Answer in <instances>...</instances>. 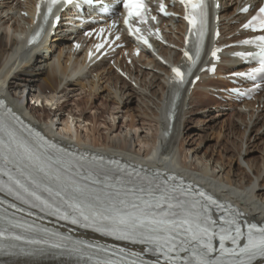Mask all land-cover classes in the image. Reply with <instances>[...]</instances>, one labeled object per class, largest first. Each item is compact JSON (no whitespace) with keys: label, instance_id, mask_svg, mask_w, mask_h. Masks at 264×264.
Returning <instances> with one entry per match:
<instances>
[{"label":"bare ground","instance_id":"obj_1","mask_svg":"<svg viewBox=\"0 0 264 264\" xmlns=\"http://www.w3.org/2000/svg\"><path fill=\"white\" fill-rule=\"evenodd\" d=\"M241 1H220L219 17L222 34L220 42L223 44L239 38L236 35L239 26L237 21H242L247 17V15L242 16L237 13ZM29 5V0H0V93L18 114L39 129L43 128L49 135L65 145L73 144L82 151L90 150L120 156L122 159L134 160L144 165L172 170L174 173L184 175L190 180L199 181L217 196L233 201L241 208L247 219L257 222L264 221V204L256 200L257 194H255L264 173V159L259 163L250 158L244 159L247 162L246 164L253 167L255 171V182L253 183L250 178L249 180L245 178L247 176L243 171H240L243 180L244 178L248 180L246 183L240 181L241 178L237 180L236 176L229 171L221 173L217 171L215 166L209 165L211 158L206 160L209 162L206 163L205 159L195 153L196 151L192 152L189 148L185 149L183 142L176 143L179 135L184 130V122H181L184 115L186 113L193 114L192 111L195 108H197L195 111L204 110L208 106L206 101L210 90L213 91L214 88H219V84H223L225 80L218 79L217 76L202 75L201 80L195 84L192 91L187 88L183 90L174 107L176 115L171 132L166 134L168 122L166 118L162 117V113L167 110L171 99V87L167 78L169 72L166 65L146 52H141L138 57H132L130 65H126L124 60L120 61L119 65L127 72L130 80L139 85L134 87L118 75L106 61L95 63L92 66L86 64L83 53L73 51L71 44L68 43L74 33L66 32L69 29L65 27L64 23H60L56 28L54 32L56 34L53 36L55 38L45 37L39 44L28 47L23 40V32L30 26L31 19L20 13L22 10L29 13ZM162 28L166 39L181 46L182 38L180 34L185 28L178 19L170 25H167L165 21L162 22ZM77 33L78 31L75 32V37L79 38ZM229 35H233V37L228 38ZM54 41H59L57 43L59 53L53 62L41 67L39 64L42 61L45 62L50 59V57L46 58L47 54L43 55L41 50H50L54 46ZM157 53L167 62L177 63L180 61V53L174 48L158 46ZM223 59L224 64L219 65L218 74H227L242 69L241 66H238L237 61L228 55L224 56ZM90 75L93 76L94 80L90 79ZM102 83H106V86L103 87ZM93 88H96V91L107 88L108 93H114L113 95L117 97V100H121L120 104L123 102L125 105H128L129 98L133 97L135 93L141 97L143 94L146 96L149 92L150 95L157 97L161 112L153 111L152 115L154 116L149 120H135L134 115L126 110L120 116L122 118L121 125L115 130H113L114 125H110L108 132L103 136V140L97 139L95 136L99 131L96 126L99 112L94 109V111H90L93 114L91 117L86 114L83 116L88 110L85 111L77 106L81 101H76V106L67 108L69 101L66 99L71 95L78 97L76 99L83 97L86 102L84 95L90 97ZM112 89H114V92ZM143 90H146V92L144 93ZM38 97L50 99L51 105L55 109L48 112L43 109L39 111L40 108H35L34 104H26ZM93 97H98V93H95ZM232 104L227 103L224 105L231 107ZM256 104H258L257 108L255 107ZM114 105L111 107L113 111L116 109ZM185 105L190 109L189 112L184 111ZM92 109L89 108V110ZM234 109V116L239 124L231 122L232 126L229 124V127L232 130L235 129V138L239 139L241 147L250 127L256 134L254 137H258L260 141H263L264 94L259 95L255 101L234 104ZM202 112H205V110ZM109 115L113 117L115 122L114 112ZM74 117L89 123L90 127H84L85 130L90 131L88 135L91 136L92 140L89 143L85 141L86 139L81 136L79 129L75 127ZM187 121L188 119L185 120V122ZM201 121L207 122V120ZM145 123H154L153 125H155V133L151 136L148 135L151 127H146V134L142 129V124ZM148 125L152 126V124ZM242 125H245L243 131L240 130ZM185 128L189 127L185 126ZM252 131H250L251 134ZM252 138V136H249L248 140ZM136 145L138 148H136ZM30 263L62 264L51 259H33Z\"/></svg>","mask_w":264,"mask_h":264},{"label":"rangeland","instance_id":"obj_2","mask_svg":"<svg viewBox=\"0 0 264 264\" xmlns=\"http://www.w3.org/2000/svg\"><path fill=\"white\" fill-rule=\"evenodd\" d=\"M58 42L59 41H54L53 42L54 46L50 48V50L47 51L46 49H43V51L41 50V52H43V55L47 54L46 58L50 57V59H47V61L45 62L42 61V63L39 64L41 65V67H45L47 63L53 62V60L56 58L57 54L59 53L58 52L59 45H57ZM68 43H70V41H68ZM90 76H91L90 79L94 80L93 79L94 74L93 76L92 75ZM95 80L97 81L96 77ZM129 83H131L132 86L134 87L139 86L133 81ZM223 85L224 84H219L220 87H222ZM102 86L103 87L106 86V83H102ZM95 91L96 88H93L90 97H86V95H84V97L86 98V102L83 100V97H81L80 99H76L78 97H74L71 95H69L66 99L69 101L67 108H69L70 106L72 107L76 106L77 105L76 101L80 100L81 102L77 106L83 108L85 111L88 110L86 113L83 114V116H85L86 114L91 117L93 114H91L90 111H94V109H96V111L99 112V119H98V123L96 124V126L99 128V131L95 137L100 140H103V136L108 132L109 130L108 127L110 125H114L113 130H115V128L121 125L122 118L120 116L124 114L126 110L128 111V113H132V115H134L135 120L137 119L149 120L152 119L154 116L152 115L153 111L158 113L161 112L157 97L150 95L149 92L146 94V96L143 94L141 97L139 96V94L135 93L133 97L129 98L130 101L128 102V105H125V103L123 102L120 104L121 100L120 99L117 100V97L113 95L114 93L113 94L108 93L107 88H102V91L99 90L96 92ZM112 91L114 92V89H112ZM143 92L145 93L146 90H143ZM95 93H98V97H93ZM208 94L209 95H207V101H206L208 106L204 109L205 112H202L204 110L195 111V109H197L195 108L192 111L193 114L186 113L184 117L181 119L182 120L181 122H184V126H183L184 130L179 135L176 143L178 144L179 141L183 142L185 144L184 146L185 149L189 148L192 150V152L196 151L195 153H197L198 156H201L203 159H205V161L211 158L210 163L208 161H206V163L215 166L216 170L220 171V173L223 171L224 172L229 171L231 174H234V176H236L237 180H240L241 178L242 180L240 181L242 182L245 181L247 183L250 178L252 180V183L255 182V174H254L255 171L253 170V167H250V165L246 164L247 162L244 159L250 158L255 161H258V163L261 162L264 159V140L260 141L258 137L255 138L254 136L256 134H254V131H252L253 129H251L250 127L249 130L252 131V134L248 130L249 133L247 132V136L245 137L241 147V143L239 139L235 138L236 137L234 133L235 129L232 130L231 127H229V124L230 126H232V123L235 124V122L239 124L238 120H236L234 116V110H235L234 104L236 103L232 104L233 107L232 106L230 107L229 105L226 106L224 104H227L229 102L225 103L224 101L214 97L213 94L210 93ZM29 103L26 104L27 105L32 104L31 102ZM156 103L158 106L156 105ZM113 104H115L114 106L116 107L114 111L111 108ZM219 104L222 106H220ZM34 107L37 109L40 108L39 111L43 109L45 112L55 109V107L51 105L48 106L35 105ZM90 107L93 109L89 110ZM255 107L257 108L258 104H256ZM236 109H240V108H236ZM184 111L189 112L190 109L185 105ZM111 112L112 113L114 112V117L116 118L115 122L113 121V117L109 115ZM163 114L164 112L162 113V117L165 118V114L164 115ZM186 119H188L187 122H185ZM201 120H207V122H203ZM74 123H75V127L79 129L78 131L81 134V136H83V138L86 139L85 141L89 143L92 140L91 136L88 135L90 131H87L84 128V127H90L89 123L87 121H81L79 119H75V117H74ZM148 124H152V126ZM153 124L154 123L142 124L143 127L142 129L145 134L147 133L145 130L146 127H151L150 133H148V135L151 136L153 133H155V125ZM185 126H188L189 128H185ZM244 129H245V125L240 126L241 131H243ZM86 135L89 137H87ZM249 136H252L253 138L248 140ZM141 146L144 147L143 145ZM136 148H138L137 145ZM240 171H243L245 176H247L245 178H248V180H246L245 178L243 180L242 178L243 175L240 173ZM263 177H264V173L262 175V179H260L259 181L260 186L258 185L255 191V194H257L256 200H258L262 204H264Z\"/></svg>","mask_w":264,"mask_h":264},{"label":"snow or ice","instance_id":"obj_3","mask_svg":"<svg viewBox=\"0 0 264 264\" xmlns=\"http://www.w3.org/2000/svg\"><path fill=\"white\" fill-rule=\"evenodd\" d=\"M182 2H183V0H182ZM53 3H55V0H53ZM192 6L194 8L197 7V5H195V4H193ZM141 7H142V5L139 3V0H126V2H125V8L129 9V15L134 14L136 16H140L141 15V12H140ZM245 11H246V9H245ZM259 12L261 14H264V7H261L259 9ZM186 19H188V17H186ZM253 20H256L255 16L253 17ZM189 22L192 23L191 20ZM125 23H127V20L125 21ZM250 24H251V21L249 22V24H246L245 27H248ZM262 26H264V20H262ZM185 55H187V53H185ZM213 55H215V52H213ZM173 72L176 74V76H178V77L181 76L179 69L174 68ZM201 195H203V193H201ZM85 219H87V217H85ZM73 222H75V221H73ZM119 223L127 225L128 221L124 217H121ZM151 223L159 226L158 228H153L152 229L153 231H161V232L172 231L175 228H177L178 225L187 224L188 228L185 229V231L191 232L193 240H198L204 236L209 237V240L202 244L204 252L202 253V255L199 259V264H211V262L206 259L207 255L213 250L211 247V243H210L211 237L209 235L207 228H202V227H200L199 224H197L196 230L194 231L192 228L193 221L190 217H186L183 221H179V222L178 221H171V220L162 218L159 220H153V221H151ZM135 226H137V225L134 224L133 227H135ZM139 226L140 227L145 226L143 220L139 221ZM237 233L239 234V229H237ZM226 238H227L226 236L220 237L221 250L222 251H223V241ZM156 239H157V243H158L159 238H156ZM165 243L170 245L167 249L168 252L173 251V249H175L177 247L174 238L170 239L168 237H165ZM158 248H159V243H158ZM241 252L247 253L250 257L256 256V255L264 256V235H262L258 241L253 240L250 236L248 244L245 245V247L243 249H241Z\"/></svg>","mask_w":264,"mask_h":264}]
</instances>
